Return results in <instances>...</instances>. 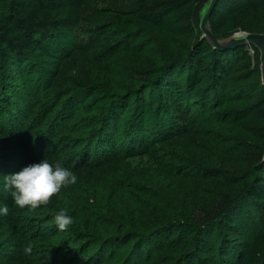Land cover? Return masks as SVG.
Here are the masks:
<instances>
[{
	"label": "rangeland",
	"instance_id": "374dc122",
	"mask_svg": "<svg viewBox=\"0 0 264 264\" xmlns=\"http://www.w3.org/2000/svg\"><path fill=\"white\" fill-rule=\"evenodd\" d=\"M118 1L127 3L128 0ZM252 1L257 6L239 10L240 23L264 21V0H240L237 7L247 8ZM73 3L82 13L81 26L90 38L87 43L92 50L99 51L96 46L103 43L101 34L108 36L109 42L117 40L118 45L112 42L116 48L108 68L92 52L86 54L77 45V50L58 61L56 72L46 83L42 84L38 76L30 80L19 69L8 81L0 83V103L7 102L24 130L27 128L23 138L18 137L17 129L6 118H0V208L12 199L10 190L4 187L6 176L46 157L41 153L35 155L43 145L42 127L54 120L63 106L68 107L80 68L88 73L84 74L99 92L90 109L78 107L72 112L69 108L72 119L55 130L57 137L48 153L54 154V159L48 160L51 164L67 162L70 151L73 152L68 143L96 134L98 123L109 119L111 130H120L117 123L120 120L112 116L127 108L131 95H144L147 100L154 98L163 107V87L170 91L182 89L193 104L201 103L188 108L182 116L181 134L158 141L150 149L153 158L159 157V164L139 161L131 164L115 156L106 167L96 166L85 175L74 173L80 181L77 179L76 184L62 187L51 201L60 198L77 222L75 225L83 230L89 224L112 234L122 224L130 228L128 222L140 228L149 217L152 218L148 222L163 220L173 227L142 244L139 254L143 250L144 254L133 260L134 244L118 247L111 244L106 256L91 264H241L263 225V206L245 200L227 225L216 222L213 230L207 236L199 235L200 238L186 236L185 225L198 217L203 202L212 192L239 189L244 191L242 198H246L245 184L264 183V167H254L244 153L264 148V88L260 75L253 67L238 64L235 54L224 56V65L229 64L225 72H212L209 63L213 57H208L199 70L201 81L190 90L186 82L189 73L195 70L194 58L183 64L175 61H183L182 58L194 53L201 34L199 29L188 35H173L154 27H142L131 34L119 25L112 11H105L106 4L98 0H74ZM223 11L219 8L214 16ZM240 32L245 30L240 28ZM218 34L221 40L228 38L222 30ZM166 66L167 70H163ZM211 90L215 93L200 95ZM51 99H56V109L45 103ZM46 110L47 119L43 122ZM172 111L168 109L169 114ZM131 124L126 123L127 127ZM28 130L32 134L30 139ZM56 147L61 149L56 151ZM8 215L0 214V219ZM180 226L184 228L178 230ZM3 229L0 227V264H10L12 257L19 256L20 248L12 243L7 228ZM67 239L61 234L51 239L50 244L62 253V247L71 246ZM60 263L72 264L65 258ZM256 264H264V256L256 259Z\"/></svg>",
	"mask_w": 264,
	"mask_h": 264
},
{
	"label": "trees",
	"instance_id": "16d2710c",
	"mask_svg": "<svg viewBox=\"0 0 264 264\" xmlns=\"http://www.w3.org/2000/svg\"><path fill=\"white\" fill-rule=\"evenodd\" d=\"M208 1L128 0L127 3H122L118 0H98L107 5L105 11H112L119 25L128 33L134 34L142 27H154L165 34L173 35H188L192 34L195 29L200 30L201 11ZM73 2L74 0H0V83L8 81L16 69H19L20 73L25 72V76L30 80L38 76L42 84L46 83V80L56 72L58 61L77 50V45L84 49L86 54L92 52V55L102 60L108 68L107 64L113 58V50L118 45L117 40L113 39L109 42L111 39L101 34L103 43L96 46L99 51L92 50L90 43H87L90 38L81 26L82 13ZM240 4V0L219 1L210 21L212 31L219 39L220 30L228 38L238 33L240 28L245 32L264 33V21L259 23H240L239 21V10L254 8L257 6L256 3L252 1L248 3L247 8H238ZM219 8L225 13H220L215 17ZM228 54H235V58L239 61L238 64L253 67L254 71L260 75L261 81L260 55L254 47L245 46L218 51L214 50L207 41L200 42L199 38L194 53L182 58L183 61L177 60L175 63H189L194 58L195 70L189 73L186 82L188 89L191 90L201 81L199 70L208 57H213L209 63L212 72L215 70L225 72L229 64L224 65V56ZM167 68L168 66L163 70ZM83 70L80 68V77L74 79L77 84L74 86V93L69 95L68 107L63 106L56 118L42 127L43 137L40 141L43 145L38 148L39 151L35 155L41 153L46 156L45 159L53 160L54 154L48 155V153L57 137L55 130L64 122H69L67 119H72L69 108L72 112L78 107L90 109L91 103L97 98L99 89L93 81L88 80L86 75L88 73L84 71L86 73L84 74ZM162 90L163 107H159V103L154 98L147 100L144 95L133 94L130 96L127 108L112 116L120 120L117 122L121 127L120 130H111L112 122H108V119L98 123L99 128L96 134L70 141L68 146L73 149V152L70 151V158L62 166L65 168L67 166L73 173L81 172L85 175L96 166L110 165L115 156H121V161L131 164L138 161L143 164H159V157L153 158L150 149L157 146L158 141L175 138L176 135L181 134L180 124L184 120L182 116L188 108L197 107L201 103L193 104L187 97L186 91L182 89L170 91L163 87ZM211 91L200 93V95L207 94L208 96L215 93ZM55 101L56 99H51L45 103L52 104L51 106L56 109ZM6 103H0V118H6L7 122L17 129L16 135L23 138L22 134L27 131V128L24 130L25 127L18 120V116L12 114L13 110ZM175 105L179 107L174 108ZM168 109L173 110L172 114L168 113ZM43 117V122H46L47 110ZM129 122L132 124L127 127L126 123ZM27 136L31 138L30 130ZM55 149L58 151L61 148L56 147ZM244 153L246 159L254 167L258 169L264 167V148L260 151H245ZM78 181H80L79 178ZM243 190H246V198H242L244 191L239 189L237 191L219 189L212 192L213 194L203 202L202 211L197 214L198 217L185 225L186 236H198L199 238V235L207 236L219 221L222 225H227L245 200H253L264 207V183L259 181L258 184L252 186L245 184ZM7 206L10 215L0 219V227L7 228L9 238L13 239L12 243L20 248L19 256L12 257L10 264H61L62 258L72 264H91L105 257L111 244L116 247L134 244L133 260L144 254V250L139 254L142 244L172 227L167 226L166 222L163 223V220L154 219L148 222L152 218L149 217L140 228L135 227L133 222H128L127 225L130 228L126 229L124 228L126 225L122 224L116 232L110 234L108 231L104 232L99 226L89 224L87 229L83 230L80 225H75L77 222L73 219V225H70L66 231L60 232L55 225L54 217L61 209L69 213L60 198L34 211L16 207L13 198L8 201ZM179 215L183 214L179 213ZM180 227L178 230L184 228V226ZM61 234L68 238L67 241L71 243V246L62 247V253H59V250L50 243L51 239ZM29 243L33 246V252L31 255H25L23 249ZM62 254H65L64 257ZM262 256H264V222L251 245L250 253L242 259L241 264H256V259ZM84 257L87 258L86 262L83 261Z\"/></svg>",
	"mask_w": 264,
	"mask_h": 264
},
{
	"label": "clouds",
	"instance_id": "9594fccd",
	"mask_svg": "<svg viewBox=\"0 0 264 264\" xmlns=\"http://www.w3.org/2000/svg\"><path fill=\"white\" fill-rule=\"evenodd\" d=\"M77 179L73 171L63 167L60 162L51 164L44 158L39 163L24 167L18 173L7 175L4 187L10 190L16 207L34 211L42 205H47L62 187L76 184ZM8 213L7 205L0 208V214ZM54 221L60 232L66 231L73 224V218L64 209L55 215ZM23 251L25 255H31L32 244H27Z\"/></svg>",
	"mask_w": 264,
	"mask_h": 264
},
{
	"label": "water",
	"instance_id": "95a60500",
	"mask_svg": "<svg viewBox=\"0 0 264 264\" xmlns=\"http://www.w3.org/2000/svg\"><path fill=\"white\" fill-rule=\"evenodd\" d=\"M220 0H209L201 11L200 42L207 41L214 50L227 51L239 47H254L260 55L261 84L264 87V33L240 32L221 40L212 31L210 21Z\"/></svg>",
	"mask_w": 264,
	"mask_h": 264
},
{
	"label": "bare ground",
	"instance_id": "6f19581e",
	"mask_svg": "<svg viewBox=\"0 0 264 264\" xmlns=\"http://www.w3.org/2000/svg\"><path fill=\"white\" fill-rule=\"evenodd\" d=\"M47 149V148H46Z\"/></svg>",
	"mask_w": 264,
	"mask_h": 264
},
{
	"label": "built area",
	"instance_id": "2783aa9c",
	"mask_svg": "<svg viewBox=\"0 0 264 264\" xmlns=\"http://www.w3.org/2000/svg\"><path fill=\"white\" fill-rule=\"evenodd\" d=\"M253 52V51H252Z\"/></svg>",
	"mask_w": 264,
	"mask_h": 264
}]
</instances>
